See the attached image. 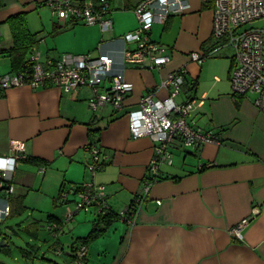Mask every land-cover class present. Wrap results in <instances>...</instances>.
I'll return each mask as SVG.
<instances>
[{
	"label": "crops",
	"instance_id": "0c3cea01",
	"mask_svg": "<svg viewBox=\"0 0 264 264\" xmlns=\"http://www.w3.org/2000/svg\"><path fill=\"white\" fill-rule=\"evenodd\" d=\"M141 1L109 0L113 29L107 33L98 25L58 21L46 0H0V72L8 74L17 68L8 50L14 44L10 20L18 16L25 17L29 32L38 41L26 59L33 50L51 58L64 53L96 58L106 54L116 69H122V37L138 28L134 8ZM212 18V3L191 0L188 12L155 24L150 37L171 52V61L158 70L126 66L125 78L133 90L121 109L105 105L92 111L94 92L88 87L71 95L52 85L0 90V156H16L11 149L15 141L25 148V158L18 160L13 175L15 194L10 198L9 219L26 214L31 195L41 205L35 218L30 214L25 227L22 223L23 229L19 222L14 225L17 230L3 223L9 234L19 235L23 230L28 237L25 247H16L26 264L37 260L43 262L39 264H80L71 245L89 236L96 215L77 212L52 237L48 225L66 218L67 207L57 199L62 188L86 182L105 186L116 214L125 213L143 193L158 144L150 137L134 139L128 118L140 109L147 93L156 99L167 98L170 91L162 82L182 68L186 83L177 102L194 100L189 117L198 128L217 134L221 144L172 148V164L160 166L158 182L134 216V224L120 218L114 221L88 245L87 263L264 264V114L256 108L254 94L232 95L231 48L223 47L202 64L188 56L219 45L212 38ZM109 86V81L102 83L97 93ZM91 146L107 157L95 176L88 170ZM249 217L243 239L233 237L231 231ZM6 237L0 253L8 257L13 251ZM57 247L61 255L55 252ZM47 253L55 257H45ZM0 263L7 264L3 259Z\"/></svg>",
	"mask_w": 264,
	"mask_h": 264
},
{
	"label": "built area",
	"instance_id": "2783aa9c",
	"mask_svg": "<svg viewBox=\"0 0 264 264\" xmlns=\"http://www.w3.org/2000/svg\"><path fill=\"white\" fill-rule=\"evenodd\" d=\"M53 15L60 21L86 26H99L103 32H110L113 23L108 18L111 14L109 0H91L74 3L72 0H46ZM213 4L212 38L219 44L206 52H192L190 59L202 64L206 59L216 56L223 48L234 51L230 72L231 91L233 95L254 94L256 108L264 114V28H247L254 22L264 19V0H201ZM191 0H142L134 13L138 28L125 33L122 37L125 48L121 52L122 69H116L109 55L91 54L73 55L64 53L58 58H51L38 50H33L24 67L12 73L0 72V90L6 92L19 87L33 90L56 86L67 95L76 89L88 87L93 90L94 98L90 109L97 111L100 107L110 105L121 109L128 94L133 90L125 78L126 66L161 69L171 61V52L160 43L152 41L150 33L155 24L166 23L171 15L184 14L190 9ZM1 38V32H0ZM132 45L134 48H130ZM0 44V58L2 56ZM186 69L169 73L162 82V87L169 89V96L163 100L156 99L154 94L147 93L140 103V109L130 115V130L134 139L150 137L158 146L150 165V177L145 179L143 193L135 198L132 209H127L119 218L129 225L134 224L136 213L146 201L149 191L156 182L160 166L172 164L170 150L175 146L194 148L204 144L220 145V137L213 131L198 128L197 123L189 116L195 109V101L188 99L177 102L185 86ZM109 81L105 92L97 93L98 88ZM20 142H13L16 156H0V228L11 216L10 198L15 194L13 175L18 168V160L25 158V148ZM92 162L88 164L93 176L102 168L107 157L97 146H91ZM75 199V200H73ZM58 201L67 207L64 222L48 225V232L55 238L64 224L72 222L77 212H86L107 216L111 212L109 195L105 186L86 182L76 187L62 188ZM74 203V209L70 204ZM258 212V211H254ZM251 217L243 219L231 231L233 237L242 240L243 229L250 223ZM57 254L61 255L62 249ZM87 247H77V261L86 258Z\"/></svg>",
	"mask_w": 264,
	"mask_h": 264
},
{
	"label": "trees",
	"instance_id": "16d2710c",
	"mask_svg": "<svg viewBox=\"0 0 264 264\" xmlns=\"http://www.w3.org/2000/svg\"><path fill=\"white\" fill-rule=\"evenodd\" d=\"M10 27L12 29V35H13L12 39L14 40V44L8 50V53L10 54L11 63L14 66H16L17 68H15V69L18 70V69L25 66L26 61H27L26 58H27L28 51L31 50L32 47L38 43V41L35 39V36L29 32L28 27L26 26L25 17L18 16V17L11 19L10 20ZM233 96L235 98L241 97L238 95H233ZM57 199H58V197H57ZM134 201H133V203H134ZM133 203H131L132 205L128 209L133 208V205H134ZM118 216H119V214H116L113 211L112 207H111V212H109L107 216H99V215L97 216L96 215V217H95L96 220L94 222V228L92 229L89 236L86 238H83V239H78L72 243L71 247L74 250L73 252L77 253V247L80 244L85 245L88 249V245L90 244V242L94 241L96 238H98L100 236H103L107 232L106 229H108L114 221L119 219ZM57 223H60V221ZM58 249H60V247H57L55 249V252ZM75 259L77 261L76 256H75ZM0 264H2V263H0ZM80 264H88L86 258L81 259Z\"/></svg>",
	"mask_w": 264,
	"mask_h": 264
},
{
	"label": "rangeland",
	"instance_id": "374dc122",
	"mask_svg": "<svg viewBox=\"0 0 264 264\" xmlns=\"http://www.w3.org/2000/svg\"><path fill=\"white\" fill-rule=\"evenodd\" d=\"M56 17V16H55ZM57 18V17H56ZM58 19V18H57ZM59 21V20H58ZM247 28H264V19L263 20H259V21H256V22H254V24H252V25H249V26H247L246 27V29ZM48 38H50V39H53L52 37H48ZM43 43V41L41 42V44ZM44 47V45H42V48ZM221 51V50H220ZM218 52V54H220L221 52ZM232 55H233V51L232 50H230L229 51ZM30 198L28 199V201H27V205L29 206V208H28V210H27V212H26V214L25 215H23V216H19V217H17V218H11V219H8V220H6V224L7 225H13V227H14V229L15 230H17V228H16V226H14V225H16V223H18L19 222V224H20V228H22V223H23V227H25V223H26V220H27V218H29L30 217V214L32 215H34V218L36 217V215H37V210H39L40 209V204L37 202V199H38V197L37 196H33V195H31V196H29ZM74 203L73 204H70V206L69 207H72L73 209H74ZM80 213H83L82 215H92L91 213H86V212H84V211H82V212H80ZM29 214V215H28ZM19 220H21V221H19ZM23 229V228H22ZM23 232V230L21 231V232H19L18 234L19 235H12V234H9L8 233V231H6V226H1V228H0V245H1V243L3 242V238L5 237V236H7L6 238H7V242L9 243V245L8 246H10V249L13 251L11 254V256H5L3 253H0V259H3L7 264H26L23 260H22V258L20 257L21 256V254H19V251L16 249V247L17 246H22V247H25L24 246V244H25V242H27L28 241V237L26 236V234H24V233H22ZM50 235L52 236V237H54L51 233H50ZM30 243H32V242H30ZM33 243H36V242H33ZM3 250V249H2ZM68 251V252H67ZM66 251V253L68 254L69 253V249ZM1 252V251H0ZM54 254H51V253H47L46 255H45V257H48V258H51V257H55V255L53 256ZM65 255V254H64ZM14 258H17V261H14ZM18 262V263H17ZM36 264H39V263H43V262H41V261H36L35 262Z\"/></svg>",
	"mask_w": 264,
	"mask_h": 264
},
{
	"label": "water",
	"instance_id": "95a60500",
	"mask_svg": "<svg viewBox=\"0 0 264 264\" xmlns=\"http://www.w3.org/2000/svg\"><path fill=\"white\" fill-rule=\"evenodd\" d=\"M4 244V243H3ZM2 245V244H1ZM1 245H0V247H1Z\"/></svg>",
	"mask_w": 264,
	"mask_h": 264
}]
</instances>
